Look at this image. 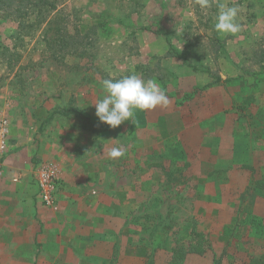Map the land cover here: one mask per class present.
I'll return each instance as SVG.
<instances>
[{
  "label": "rangeland",
  "instance_id": "rangeland-1",
  "mask_svg": "<svg viewBox=\"0 0 264 264\" xmlns=\"http://www.w3.org/2000/svg\"><path fill=\"white\" fill-rule=\"evenodd\" d=\"M56 1L64 47L54 32L43 37L44 24L0 13L9 131L36 110L98 119L100 82L133 73L170 99L116 128L103 123L106 144L126 149L116 159L122 189L131 186V197H113L119 207L105 202L106 264H167L194 232L208 249L182 264H264V169L228 168L243 164L251 138L264 143V0H221L240 9L235 35L214 30L215 0L207 10L196 0Z\"/></svg>",
  "mask_w": 264,
  "mask_h": 264
},
{
  "label": "crops",
  "instance_id": "crops-1",
  "mask_svg": "<svg viewBox=\"0 0 264 264\" xmlns=\"http://www.w3.org/2000/svg\"><path fill=\"white\" fill-rule=\"evenodd\" d=\"M37 111L28 116L30 123L10 126L0 158V264H106L104 243L110 237L104 227L110 221L103 213L105 202L115 208L119 200L113 197H131L130 180L122 189L119 161L109 157L113 146L106 144L98 119ZM255 115L247 117L259 121ZM251 139L243 164L231 160L228 168L239 166L262 176L264 143L258 147ZM46 161L61 169L52 208L42 205L35 179L36 167ZM128 168L135 187L136 167Z\"/></svg>",
  "mask_w": 264,
  "mask_h": 264
},
{
  "label": "clouds",
  "instance_id": "clouds-1",
  "mask_svg": "<svg viewBox=\"0 0 264 264\" xmlns=\"http://www.w3.org/2000/svg\"><path fill=\"white\" fill-rule=\"evenodd\" d=\"M202 10L210 9L213 0H196ZM216 16L214 30L222 35H235L240 32L241 24L238 22L240 9L236 5L229 6L221 0H215ZM95 116L98 121L111 128L120 126L125 121L134 118L136 110L151 111L157 107L166 108L170 99L155 80H144L139 75L122 76L120 78L103 79L100 82V92L93 103ZM123 147H113L108 155L112 159L120 158L125 154Z\"/></svg>",
  "mask_w": 264,
  "mask_h": 264
},
{
  "label": "trees",
  "instance_id": "trees-1",
  "mask_svg": "<svg viewBox=\"0 0 264 264\" xmlns=\"http://www.w3.org/2000/svg\"><path fill=\"white\" fill-rule=\"evenodd\" d=\"M57 4L56 0H0V13L17 19H32V24H44L43 37L46 38L49 32H54L58 37V40L54 41V43L64 47L66 42L69 43L68 39L61 37L62 30L59 26L52 25L54 21L52 12L56 10ZM163 33L161 31V34ZM165 39L170 42L166 35ZM51 40L53 39L48 38L46 42L49 43ZM169 52L178 55L171 45H169ZM217 80H220L219 77L213 79V81ZM206 242V238L201 233H192L190 239L184 241L174 250L167 264H182L187 254L196 253L203 255L208 249V246L205 245Z\"/></svg>",
  "mask_w": 264,
  "mask_h": 264
},
{
  "label": "built area",
  "instance_id": "built-area-1",
  "mask_svg": "<svg viewBox=\"0 0 264 264\" xmlns=\"http://www.w3.org/2000/svg\"><path fill=\"white\" fill-rule=\"evenodd\" d=\"M9 121L6 117L0 118V158L5 153L8 144ZM61 169L56 162H41L35 169V179L39 187L41 203L47 208H52L56 204L57 183ZM1 174V165H0ZM18 177L14 176L13 181Z\"/></svg>",
  "mask_w": 264,
  "mask_h": 264
}]
</instances>
